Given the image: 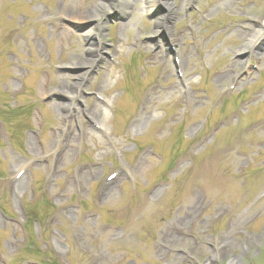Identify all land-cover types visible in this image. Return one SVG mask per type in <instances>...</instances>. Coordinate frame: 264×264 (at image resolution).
<instances>
[{"label":"rangeland","instance_id":"1","mask_svg":"<svg viewBox=\"0 0 264 264\" xmlns=\"http://www.w3.org/2000/svg\"><path fill=\"white\" fill-rule=\"evenodd\" d=\"M93 1L0 0V264H264V0Z\"/></svg>","mask_w":264,"mask_h":264},{"label":"bare ground","instance_id":"2","mask_svg":"<svg viewBox=\"0 0 264 264\" xmlns=\"http://www.w3.org/2000/svg\"><path fill=\"white\" fill-rule=\"evenodd\" d=\"M191 1H193V0H190V2ZM147 2L148 3H150V4H154V5H161V6H163L165 9H166V11L167 12H169L170 11V5H169V1L168 0H147ZM93 6L95 7L94 9H99V10H101V11H107V10H110L111 9V5L109 4V3H106V2H103V1H100V0H94L93 1ZM97 11V10H96ZM68 13H69V11H68ZM72 19H75V20H82V21H86V20H92L93 18H94V16H93V14H92V12H91V10L89 11V10H85V9H82V10H76V11H73L72 12ZM165 18H166V16H164ZM264 20V19H263ZM163 25H165V23L163 22ZM264 25V24H263ZM165 27V26H164ZM96 31V30H95ZM94 30H91V31H89L88 32V37H92L93 38V32H95ZM259 35V34H258ZM175 41V40H174ZM251 44L253 45L254 44V41L253 42H251ZM98 49H99V47H98ZM240 52L241 53H246L247 52V50H245L244 48H240ZM86 66H87V62L86 61H84V60H81V61H79V62H77V63H75V64H73L72 65V67H77V68H86ZM65 95H67L68 93H70V92H67V91H64L63 92ZM89 175H91V174H89ZM189 219H193L194 217L193 216H189L188 217ZM175 226V225H174ZM175 229H174V231L173 232H171V233H169V232H167V233H164L165 234V238L164 239H166V240H168V241H170V245H175V244H177L179 241H181V238L182 237H184V235L181 233V232H179L178 231V229L176 228V227H174ZM159 250L157 251V252H159V254L161 253V251H163V247H162V245L160 244L159 245ZM192 250H194V249H192ZM195 250H200V248L199 247H197ZM156 252V253H157ZM158 255V254H157ZM189 255H191V254H189ZM159 256V255H158ZM185 257H183L182 258V260L184 259ZM100 260H104V258L103 257H101L100 258ZM181 260V258L179 257V256H174V258H173V261L172 262H165V261H163L161 258H159V259H155L154 261H155V264H180V262H182V260ZM193 261H194V264H195V258L194 259H192ZM128 264V263H127ZM232 264H235V263H232Z\"/></svg>","mask_w":264,"mask_h":264}]
</instances>
